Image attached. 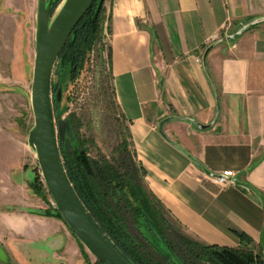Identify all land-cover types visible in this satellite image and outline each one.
I'll use <instances>...</instances> for the list:
<instances>
[{"label":"crops","instance_id":"obj_1","mask_svg":"<svg viewBox=\"0 0 264 264\" xmlns=\"http://www.w3.org/2000/svg\"><path fill=\"white\" fill-rule=\"evenodd\" d=\"M106 6L115 100L149 190L192 238L257 253L264 203L242 183L264 194V22L203 56L215 35L236 34L264 17V0H107ZM20 163L1 168L0 240L75 252L80 241L61 220L40 214ZM227 170L235 174L232 183L210 180ZM8 215L19 220L5 223Z\"/></svg>","mask_w":264,"mask_h":264},{"label":"rangeland","instance_id":"obj_2","mask_svg":"<svg viewBox=\"0 0 264 264\" xmlns=\"http://www.w3.org/2000/svg\"><path fill=\"white\" fill-rule=\"evenodd\" d=\"M62 3L63 0L60 3L56 0H47L52 16L59 11ZM38 14L39 0H0V176L4 170L1 169L2 166L14 165L21 161L20 168L30 173L29 188L32 192L37 195L31 187L36 179H39L43 186L46 196L37 195L40 214L61 220L74 236L64 220L57 216L53 198L39 168L36 152L28 142L29 131L35 120L31 93ZM107 19L106 11L101 40L96 43L77 82L72 83L67 78V71H57L55 66L51 81V105L56 129L59 119L67 120L69 123V130H66L63 139L57 136V141L61 139L64 142L65 152L71 147H76L80 138H84L90 140L87 146L91 157L98 159L104 156L112 163L120 165L124 158L130 163L128 155L122 150L123 141L129 142V137L126 132L127 124L114 104L115 98L112 94L107 55L109 35ZM59 89L62 93L58 101L56 94ZM133 151L129 145L128 153L132 160ZM4 193L5 190L0 183V195ZM46 212L51 215H46ZM12 220L17 221L19 217L9 215L3 217L4 222ZM176 228L182 234L188 235L178 224ZM146 233L157 248L169 256L171 264H184L182 259L171 252L163 239L158 242L155 231L147 230ZM0 243L9 255L11 260L9 264H97L96 257L81 244L75 252L70 247L56 254L38 249L28 250L22 244L11 241L0 240ZM0 264L8 263L0 260Z\"/></svg>","mask_w":264,"mask_h":264},{"label":"trees","instance_id":"obj_3","mask_svg":"<svg viewBox=\"0 0 264 264\" xmlns=\"http://www.w3.org/2000/svg\"><path fill=\"white\" fill-rule=\"evenodd\" d=\"M61 1L56 0L57 3ZM106 1H93L75 26L74 32L58 57L57 71H67V78L72 83L78 81L96 43L101 40L102 27L106 19ZM107 55L112 94L115 98L110 46ZM114 104L118 107L116 100ZM76 119L78 120L77 117ZM126 132L129 133L128 127ZM89 142L88 139L80 138L76 147H71L65 152L64 142L58 140L62 164L92 220L131 264H165L166 262L171 264L169 256L150 240L147 230H156L168 244L171 252L182 259L184 264H264L261 248L256 253L244 247H218L202 243L185 233L182 234L176 228V221L149 190L145 181V171L138 161H135L134 151V160L131 159L128 153L130 141L124 140L122 143V150L128 155L130 163L124 158L120 165L112 163L104 156L98 159L91 157L87 146ZM31 187L37 195L46 196L39 179H36ZM46 215L51 213L46 212ZM57 216L62 218L58 211ZM81 245L85 248L82 243ZM96 263L102 264L98 260Z\"/></svg>","mask_w":264,"mask_h":264},{"label":"water","instance_id":"obj_4","mask_svg":"<svg viewBox=\"0 0 264 264\" xmlns=\"http://www.w3.org/2000/svg\"><path fill=\"white\" fill-rule=\"evenodd\" d=\"M93 1L63 0L59 11L52 16L47 0H39L36 56L31 93L35 120L29 131L28 142L36 152L39 168L57 211L77 239L102 264H131L97 227L75 192L62 164L57 144V136L63 139L66 130H69V123L67 120L59 119L56 129L52 114L51 81L54 68L59 55L74 32L75 26L88 11ZM262 22H264V17L254 19L243 25L236 34H230L228 39H233L249 27ZM220 41L222 39L213 42L206 48L204 59H206L210 48ZM61 93L62 90L59 89L56 94L58 101L61 99ZM162 125L163 122L159 125L161 132ZM199 127L205 129L209 125L199 123ZM235 181L238 182V180ZM242 184L256 192L264 203L262 192L249 184ZM155 232L159 242L163 238L156 230ZM261 243L264 255V228ZM0 260L8 264L11 263L8 253L1 243Z\"/></svg>","mask_w":264,"mask_h":264},{"label":"built area","instance_id":"obj_5","mask_svg":"<svg viewBox=\"0 0 264 264\" xmlns=\"http://www.w3.org/2000/svg\"><path fill=\"white\" fill-rule=\"evenodd\" d=\"M226 29H228V28H226ZM228 34L229 33L227 31H225V32H222L220 35H215L213 38L208 40L207 46H209L210 44H212L213 42H215L217 40H220L222 37L223 38H227ZM234 176H235V174H234L233 171L227 170V171H224L222 173L211 174L209 176V178L216 185L226 186V185H228V184L233 182ZM52 202L55 205L53 199H52Z\"/></svg>","mask_w":264,"mask_h":264},{"label":"flooded vegetation","instance_id":"obj_6","mask_svg":"<svg viewBox=\"0 0 264 264\" xmlns=\"http://www.w3.org/2000/svg\"><path fill=\"white\" fill-rule=\"evenodd\" d=\"M65 222V221H64Z\"/></svg>","mask_w":264,"mask_h":264}]
</instances>
